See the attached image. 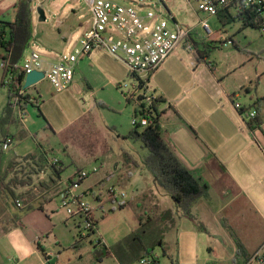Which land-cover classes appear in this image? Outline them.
Here are the masks:
<instances>
[{"label": "rangeland", "instance_id": "obj_1", "mask_svg": "<svg viewBox=\"0 0 264 264\" xmlns=\"http://www.w3.org/2000/svg\"><path fill=\"white\" fill-rule=\"evenodd\" d=\"M110 1L124 6H134L131 3L136 2ZM11 3L9 0L1 5L0 17L6 21L15 17ZM37 7L43 8L45 22H39ZM167 8L176 22L193 29L195 39L199 40L196 50L205 54V62L210 63L208 67L198 60L199 70L204 67L216 76L214 81L225 92L221 94L211 87L201 74L194 77L195 68L190 65L187 52L183 49L174 52L166 60L169 65L166 67L165 61L150 77L153 93L157 97L163 96L165 101L162 103L160 98L157 99L160 103L156 110L159 115L165 113L161 124L166 135L177 131L178 122L169 107L185 111L200 133L219 129L232 136L239 127L253 130L258 128L256 121L263 125L264 34L253 27H244L238 20L222 26L211 17L208 24L212 34L207 35L198 24L195 4L170 0ZM31 10L33 41H36L31 42L24 52L20 66L31 51L56 63L57 53L70 54L80 47L81 36L89 26L90 18L84 0H32ZM208 42L211 48L204 45ZM90 60L91 67L88 61H82L75 68L74 82L80 94L74 88L57 93L46 80L27 89L28 95L39 99V110L28 105L23 123L17 121V125L8 127L17 144L3 152L0 158V196L8 207L0 205V221L7 219V228L13 224L21 227L24 217L15 209L17 200L23 206L28 198L30 202L37 200L36 204L55 198L45 207V212L47 214L48 209L56 207L57 214L48 212V215L57 227L51 237L44 238L43 243L54 264H138L142 253L140 245L143 256L153 251L158 264H231L232 252L236 250L235 241L244 245L252 242L253 245L259 238L256 236L259 221L251 213L246 200L251 199L264 212V170L255 169L256 177L262 181V184H256L253 175L237 168L242 164L241 159H237L231 168L241 187L247 189L244 195L223 167L219 169L216 165V169H209L202 166L199 169L202 184L208 187L209 200L202 198L194 204L193 219L178 216L172 209L161 214L157 206L159 192L155 189L144 194L138 200L140 204L133 201L134 181L140 179L138 174L123 188L115 189L116 199L121 192L125 194L127 205L123 208H119L115 200L103 199L104 195L96 190L94 194L103 199L98 207L92 195L85 197L84 201L94 208L97 233L79 239L80 230L84 232L80 220L70 218L60 207L56 198L57 183H50V179L55 180L54 175L39 160V152L60 159L63 164L61 177L64 179L73 168H90L93 165L113 168L114 163L123 158L128 160L127 156L134 157L136 164L142 165V157L147 153L140 141L125 139L134 129L132 117L136 114L139 118L135 102L125 100L116 88L118 84L131 83L129 70L105 52L92 53ZM1 64L0 60V116L7 104V87L2 85L7 77H4ZM236 105L243 114L237 113ZM251 112L254 117L249 116ZM16 115L14 111L15 118ZM183 135L182 132H178L177 137L173 134L177 145L179 140H184ZM262 145L264 148V143ZM189 146L192 145L189 143ZM183 149L189 154L184 144ZM145 175L150 179V173ZM155 188L158 189L157 186ZM10 209L17 210V218L9 217ZM158 239H161V245H158ZM97 240L101 241L100 244ZM25 243L19 229L9 233L8 238H2L0 246L11 251V246L20 249ZM248 254L251 259V250ZM16 259L14 255L11 264H17Z\"/></svg>", "mask_w": 264, "mask_h": 264}, {"label": "built area", "instance_id": "obj_2", "mask_svg": "<svg viewBox=\"0 0 264 264\" xmlns=\"http://www.w3.org/2000/svg\"><path fill=\"white\" fill-rule=\"evenodd\" d=\"M9 0H0L1 5ZM11 8H14L17 0H11ZM90 18L89 26L81 36L80 47L70 54L60 53L58 61L52 63L42 58L36 51H31L21 65L23 77L21 86L26 74L36 71L44 75L55 92L60 93L69 88L76 89L81 93L79 87L74 83V72L76 66L82 61H89L94 51L105 52L115 61L123 64L130 72L131 83L118 84L117 90L125 100L134 101L138 108L132 117L131 125L134 127H146L153 123L156 118V105L160 102L150 87V77L160 69L165 61L177 50L183 49L190 56L192 67L199 66L204 57L197 52L194 44L195 33L191 28L180 25L171 16L167 8L170 0H136L131 5L124 6L110 0H84ZM189 4H195L194 12L198 17V24L207 35L212 34L208 24V18L214 17L219 20L221 17H232L239 21H246L255 26L258 31L264 34V0H185ZM143 9H147L142 12ZM82 18V17H80ZM0 18V22L4 21ZM1 28V23H0ZM5 35L0 34V37ZM210 67V63L203 62ZM2 68L4 61H2ZM7 80L4 86L12 83V74L6 73ZM24 90L21 89L13 100L16 117L22 124L27 106H39V99L28 95L27 99ZM32 106V107H33ZM235 108L239 111V106ZM243 114V112H242ZM250 117L255 114L251 112ZM16 139L7 138L1 144L3 152L11 150ZM49 164L62 170L60 159L56 156L49 158ZM100 167L93 165L90 168L75 169L71 176L65 179H56V198L59 199L60 207L66 211L70 218H79L84 232L80 230L79 239L94 236L97 233L96 221L93 209L84 198L88 193L81 190L83 183L90 177L100 172ZM112 192V191H110ZM115 190L112 192L115 195ZM114 200L119 208L127 205L125 194L120 193L119 199ZM15 206L21 207V202L16 201ZM80 227V225L78 226ZM100 240L97 243L100 244ZM264 264V243L252 255L247 264L252 262ZM51 262V254H46L45 264ZM138 264H158L157 256L151 251L148 256L139 259Z\"/></svg>", "mask_w": 264, "mask_h": 264}, {"label": "crops", "instance_id": "obj_3", "mask_svg": "<svg viewBox=\"0 0 264 264\" xmlns=\"http://www.w3.org/2000/svg\"><path fill=\"white\" fill-rule=\"evenodd\" d=\"M13 20H10V22H13ZM95 52L97 51H94L93 53ZM58 54L60 53H57L56 56ZM203 57V60L205 61V59H207V56ZM188 58L191 61L190 56H188ZM167 62L168 61H166V67L169 65V63ZM88 63L91 67L92 60H89ZM200 67V63L199 66L194 67V77H197L201 74L203 76V79L207 80L210 83L211 87L217 89L219 92H221V94H223V92L225 91L221 90L220 87H218V82H215L216 76L214 77V75L208 72V70L204 67L199 70ZM197 70L199 71L197 72ZM75 84L77 85V83ZM157 98H160V102L165 103L163 96ZM169 109L173 110V114L178 121L176 123L177 131H174L173 134H175V137H177L178 132H182L184 134L183 141L185 142L179 140V143L177 145V143L173 140V134L167 136V133L163 131V126L161 124V118L165 116V113L163 112L162 115H159V122L164 133L165 140L172 151H174L177 157L185 164V166L191 171L194 177L201 184L203 183V181L199 177V169H201L202 166H208L209 169H216L215 167L217 165L219 169L220 167H223L226 170L231 180L233 182L235 181L238 184L239 188H237L239 192L243 193L244 195V192L247 191V189L243 186L241 187L240 182L238 181V179H236V175L231 168L233 166V163L237 159L242 160V164L237 165V168L245 170L253 175L256 178V184H262L261 179L256 177L255 169H257L258 171L264 170V148L262 145L264 143V131L262 128L264 127V124L253 130L248 127L247 130L239 127L238 132L233 133L232 136L227 135L219 129H215V132L212 130L208 133H200V131L195 127L194 123L190 121L185 111H179L177 109H173L172 107H169ZM237 113L241 115L239 111H237ZM256 132H259V136H257ZM219 140L221 141V143L219 142ZM189 143L192 146H189ZM183 144L189 154H186L185 151H183ZM253 157L255 158V160H252ZM74 170L75 169L73 168L72 173L74 172ZM72 173L69 176H71ZM145 173H147V171L144 169L143 165H137L135 163L134 157L133 161L123 158L122 161L114 163L113 168L105 166V168L103 167L102 169H100V172L97 175L90 177L83 183L81 190L88 193V196L92 195L94 197V200L98 202V207L100 203L103 202V199H106L108 201L114 200V195L112 194V192L118 187L123 188L126 185L127 181L132 180L133 177L138 174V178L140 179L134 181L136 189L132 194L133 201H137L138 204H140L138 200L142 199L144 194H150V191L155 189L154 191L157 190V192H159L157 198L159 202L157 206L160 208V213L162 214L163 211L171 209L174 211L172 201L167 196L162 194L159 188H155L152 176L150 175V181V179L146 178ZM96 190L104 195L103 199H101L100 196L94 194ZM53 200L42 202L40 204H36L37 200L31 201L27 206L21 209L15 206V209L21 211L19 215L24 217L22 219L24 223L23 225H21V227H18L17 224H13L12 227L7 228V219L0 221V241L2 240V238H8L9 233H11L12 231L14 232L21 229L27 243L21 245L20 249H18L17 246L16 248H13L11 246V251H6L2 246H0V264H11V259L14 255L17 256V264H43V261H45V256L47 254V249L43 244L44 238L46 237L48 239L49 237H51V235L53 234V230L57 227L55 222L52 221V218H50L48 215V212L57 214L56 207L48 209L47 214L45 212V207L51 204ZM246 201L250 207L251 213H253L256 221H259L260 224V227L257 229L256 234V236L259 237L258 241L256 243L254 242L253 245H251L252 242H250L249 244L245 242L244 245L247 249V254L248 251L251 250V255H253L264 243V212L255 203H253L251 199H247ZM156 202L157 201H155V203ZM0 205L8 209L6 200L2 196H0ZM28 207H30L31 209H28ZM16 211L17 210L10 209L9 213H11L12 216L10 214L9 217H16ZM64 224L66 225V222ZM31 228L33 230H30ZM53 238L56 239L55 236H53ZM158 241L161 242V239H158ZM139 249L142 250V253L139 255L142 257L144 253L142 245H140ZM234 254L235 251L232 252V256ZM50 264H54L53 259Z\"/></svg>", "mask_w": 264, "mask_h": 264}, {"label": "trees", "instance_id": "obj_4", "mask_svg": "<svg viewBox=\"0 0 264 264\" xmlns=\"http://www.w3.org/2000/svg\"><path fill=\"white\" fill-rule=\"evenodd\" d=\"M31 3L32 0H17L14 5L15 17L13 22L8 20L0 22V34L5 35L4 37H0V60L4 61L3 73L4 77L6 73H11L13 78L12 83L7 87V104L0 116V158L3 155L1 144L7 138H16L14 134L9 132L8 127L14 124L17 125L18 119L14 117L15 109L13 100L22 89L21 80L23 77V70L19 64L24 52L34 39L32 34ZM234 20L236 19L225 16L224 18L221 17L218 22L222 26H225ZM240 22L244 27H253L257 29L246 21ZM198 41L199 40L194 39L196 47L199 44ZM204 45L211 48L209 42L204 43ZM200 55L206 57L203 53H200ZM2 85H4L3 81ZM24 93L25 96H23V98L27 99V89L24 90ZM31 106H33V104H31ZM35 108L39 110V107ZM240 114H242V112H240ZM255 124L257 127H260L261 123L256 121ZM125 139L141 142L143 148L147 151L146 155L142 157V165L153 177L154 185L160 188L163 193L169 197L173 203L175 213L178 216L193 219L192 207L194 204L202 198L209 200L207 193L208 187L201 184L194 177L191 171L169 147L159 122V114L156 113V118L151 125L146 127H134L133 131ZM39 154V160L44 162L54 175L55 180L50 179V183L53 185L56 184V179L60 177L63 170H57L56 167L50 165V157L46 153L40 151ZM127 159L133 161V158L130 156H127ZM59 163L63 166L61 161ZM29 202V198L26 199L23 202L24 205L19 209L27 206ZM28 209L31 208L28 207ZM158 245H161L160 241H158ZM235 249L231 264H247L250 258L244 244L240 241H235Z\"/></svg>", "mask_w": 264, "mask_h": 264}, {"label": "water", "instance_id": "obj_5", "mask_svg": "<svg viewBox=\"0 0 264 264\" xmlns=\"http://www.w3.org/2000/svg\"><path fill=\"white\" fill-rule=\"evenodd\" d=\"M35 11H36V14L38 15L39 22H45L46 17H45V13H44L43 8L37 7ZM42 80H44L43 73L32 71V72L26 74L24 82L22 84V89L26 90V89L38 84Z\"/></svg>", "mask_w": 264, "mask_h": 264}]
</instances>
